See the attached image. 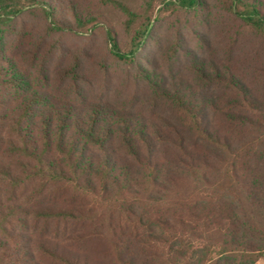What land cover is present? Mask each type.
I'll list each match as a JSON object with an SVG mask.
<instances>
[{
    "label": "trees",
    "instance_id": "16d2710c",
    "mask_svg": "<svg viewBox=\"0 0 264 264\" xmlns=\"http://www.w3.org/2000/svg\"><path fill=\"white\" fill-rule=\"evenodd\" d=\"M261 259L264 0H0V264Z\"/></svg>",
    "mask_w": 264,
    "mask_h": 264
},
{
    "label": "rangeland",
    "instance_id": "374dc122",
    "mask_svg": "<svg viewBox=\"0 0 264 264\" xmlns=\"http://www.w3.org/2000/svg\"><path fill=\"white\" fill-rule=\"evenodd\" d=\"M84 40L85 38L83 37L73 36H70L67 39L68 43L71 46L84 44ZM94 45L97 49L99 47L103 48V45H101L100 41H96ZM109 62L111 64L113 63L111 59L109 60ZM109 68L105 66V68H102L103 70L95 71L90 67L88 74L89 85L87 86V92L89 96L95 97L103 95L105 97L120 99L122 97L125 98L129 95V88L131 87H128L122 79V76H124L122 68H120L119 65H115Z\"/></svg>",
    "mask_w": 264,
    "mask_h": 264
},
{
    "label": "crops",
    "instance_id": "0c3cea01",
    "mask_svg": "<svg viewBox=\"0 0 264 264\" xmlns=\"http://www.w3.org/2000/svg\"><path fill=\"white\" fill-rule=\"evenodd\" d=\"M257 264H264V259L259 260Z\"/></svg>",
    "mask_w": 264,
    "mask_h": 264
}]
</instances>
